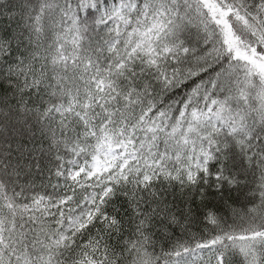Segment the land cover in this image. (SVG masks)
<instances>
[{
	"label": "snow or ice",
	"instance_id": "6c2138e0",
	"mask_svg": "<svg viewBox=\"0 0 264 264\" xmlns=\"http://www.w3.org/2000/svg\"><path fill=\"white\" fill-rule=\"evenodd\" d=\"M0 264H264V0H0Z\"/></svg>",
	"mask_w": 264,
	"mask_h": 264
}]
</instances>
